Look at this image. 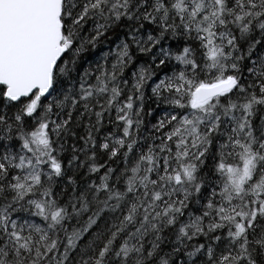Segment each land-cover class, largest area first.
Masks as SVG:
<instances>
[{"label":"snow or ice","instance_id":"snow-or-ice-1","mask_svg":"<svg viewBox=\"0 0 264 264\" xmlns=\"http://www.w3.org/2000/svg\"><path fill=\"white\" fill-rule=\"evenodd\" d=\"M0 264H264V0H0Z\"/></svg>","mask_w":264,"mask_h":264}]
</instances>
